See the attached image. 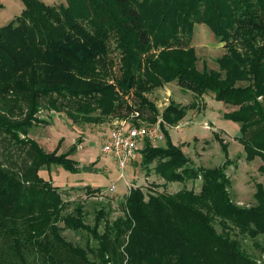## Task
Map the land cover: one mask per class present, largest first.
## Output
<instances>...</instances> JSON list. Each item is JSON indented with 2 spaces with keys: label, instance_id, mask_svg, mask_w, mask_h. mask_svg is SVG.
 <instances>
[{
  "label": "trees",
  "instance_id": "trees-1",
  "mask_svg": "<svg viewBox=\"0 0 264 264\" xmlns=\"http://www.w3.org/2000/svg\"><path fill=\"white\" fill-rule=\"evenodd\" d=\"M21 1L20 15L0 27V264H260L239 238L264 236V186L255 185L252 207L236 205L222 169L194 167L168 139L165 126L196 102L171 101L159 115L147 95L176 83L196 99L211 93L236 107L223 118L239 124L235 141L264 173V0ZM196 24L223 45L217 70L197 68ZM44 110L75 125L160 116L166 145L143 146L141 166L147 175L155 162L165 184L201 180L199 190L132 187L121 215L101 204L87 223L83 202H69L40 174L54 165L80 171L70 156L81 139L58 154L29 137L46 124L37 117ZM214 138L227 158L226 143ZM83 188L84 199L116 195ZM66 230L84 234L85 244L68 241Z\"/></svg>",
  "mask_w": 264,
  "mask_h": 264
},
{
  "label": "rangeland",
  "instance_id": "rangeland-1",
  "mask_svg": "<svg viewBox=\"0 0 264 264\" xmlns=\"http://www.w3.org/2000/svg\"><path fill=\"white\" fill-rule=\"evenodd\" d=\"M46 5L65 4L66 0H40ZM0 27L6 25L15 17L20 15L24 6L21 0H0ZM192 46L195 48L198 57L197 68L202 69L203 65L208 69H216L215 60L224 53L223 45L218 43L212 32L203 24H196L192 36ZM147 98L159 111L166 108L172 101L178 105L185 106L196 102L197 108L188 110L185 117L174 127L165 126L169 141L173 146L180 147L181 151L190 159L194 167L206 169H222L225 178L230 183L228 192L233 202L243 208L252 207L255 204L253 195L255 185L264 186V173L259 167L263 162L256 158L251 162L245 160L243 147L235 141L240 136L239 124L223 118L224 114L236 110V107L228 106L213 99L208 93L203 98H195L192 93L180 89L176 83H170L162 88L155 89ZM37 117L46 124L34 126L29 131V137L34 139L46 152L58 149V154L66 153L71 149L78 139L80 144L75 147L70 158L80 164V171L72 173L62 166H50L40 171L41 176L59 186L61 192L69 202H83L86 211L87 223H92L93 211L98 205L109 206L111 217L122 214L120 202L123 201V194L130 188L141 186L144 191H165L173 194L182 188L198 191L201 180L186 183L165 184L152 172L155 162L149 166L150 173L141 166V152L135 155L133 163L124 171L125 179H121L116 163L109 155L103 154L100 149V138L102 133L110 128L125 124L141 126H156L161 124V117L158 116L155 123H143L138 116L129 114L126 119L114 120L100 125H75L66 118L63 113L41 111ZM161 129V128H160ZM162 131V130H161ZM227 145V158L224 156L221 146L214 136ZM152 147H165L166 139L158 144L143 142ZM143 147L138 150L141 151ZM81 168H90V171H82ZM127 183H126V182ZM77 182V183H75ZM71 183V184H70ZM116 187V195L106 200L84 199V185L100 187L106 191L111 186ZM127 184V185H126ZM100 201V202H97ZM99 203V204H98ZM219 231V227L216 226ZM63 236L77 245H84V234L64 231ZM245 251L264 264V254L255 247L256 244L264 245V236L256 239L239 238Z\"/></svg>",
  "mask_w": 264,
  "mask_h": 264
},
{
  "label": "built area",
  "instance_id": "built-area-1",
  "mask_svg": "<svg viewBox=\"0 0 264 264\" xmlns=\"http://www.w3.org/2000/svg\"><path fill=\"white\" fill-rule=\"evenodd\" d=\"M145 141L150 144H158L164 141V135L159 124L141 127L121 124L110 128L107 132L102 133L100 149L103 154L113 158L120 172L121 179H124V171L133 163L135 155L140 152L138 149L143 147L142 145ZM131 186L133 187V185ZM130 189V184H128L127 190ZM106 192L116 194L115 185L111 184L106 189Z\"/></svg>",
  "mask_w": 264,
  "mask_h": 264
},
{
  "label": "water",
  "instance_id": "water-1",
  "mask_svg": "<svg viewBox=\"0 0 264 264\" xmlns=\"http://www.w3.org/2000/svg\"><path fill=\"white\" fill-rule=\"evenodd\" d=\"M82 171H90V168H81Z\"/></svg>",
  "mask_w": 264,
  "mask_h": 264
},
{
  "label": "crops",
  "instance_id": "crops-1",
  "mask_svg": "<svg viewBox=\"0 0 264 264\" xmlns=\"http://www.w3.org/2000/svg\"><path fill=\"white\" fill-rule=\"evenodd\" d=\"M79 167H80V164H79ZM125 179V178H124ZM126 182V181H125ZM75 183H77V182H75ZM127 183V182H126ZM71 184V183H70Z\"/></svg>",
  "mask_w": 264,
  "mask_h": 264
}]
</instances>
